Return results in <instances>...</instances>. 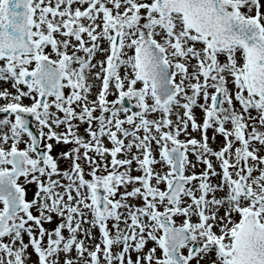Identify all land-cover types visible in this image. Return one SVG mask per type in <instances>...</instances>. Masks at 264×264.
<instances>
[{"label": "snow or ice", "instance_id": "obj_1", "mask_svg": "<svg viewBox=\"0 0 264 264\" xmlns=\"http://www.w3.org/2000/svg\"><path fill=\"white\" fill-rule=\"evenodd\" d=\"M0 264H264V0H0Z\"/></svg>", "mask_w": 264, "mask_h": 264}]
</instances>
